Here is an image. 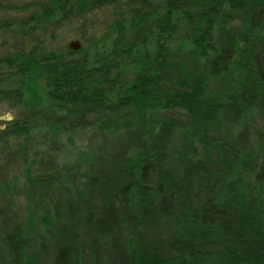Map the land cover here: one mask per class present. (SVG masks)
Segmentation results:
<instances>
[{"label":"trees","instance_id":"16d2710c","mask_svg":"<svg viewBox=\"0 0 264 264\" xmlns=\"http://www.w3.org/2000/svg\"><path fill=\"white\" fill-rule=\"evenodd\" d=\"M125 1L108 32L79 51L0 61V103L104 111V139L155 128L140 135L136 155H95L84 171L61 164L43 181L60 197L47 204L35 243L30 228L8 226L0 264H264V0H54L41 12L81 17ZM26 23L3 20L0 31ZM184 51L199 74L173 61ZM224 77L237 91L212 94L210 81ZM33 125L8 123L0 152L31 137ZM150 225L175 231L159 241L168 250L142 247L140 230Z\"/></svg>","mask_w":264,"mask_h":264},{"label":"rangeland","instance_id":"374dc122","mask_svg":"<svg viewBox=\"0 0 264 264\" xmlns=\"http://www.w3.org/2000/svg\"><path fill=\"white\" fill-rule=\"evenodd\" d=\"M53 1L0 0V21H27L22 27L14 26L0 31V61L8 59L13 53L64 51L75 42L81 47L92 40L97 42L108 32L112 21L118 20L122 6L127 3L108 6L81 17L69 15L62 19L45 20L41 6H50ZM231 15L236 21L244 19L242 12ZM186 53L182 52L173 61L184 65L192 76L199 74L202 66L197 57L190 56V53L186 57ZM133 79V73L125 75L126 81L131 82ZM235 82L234 77L214 79L209 83L210 91L214 95H229L237 91ZM45 108L44 113H41L43 109L34 111L0 103V130L5 131L10 122H24L27 119H31L36 127L31 137L15 139L6 151L0 152V232L4 233L10 225L30 228L33 244L41 221L49 210L47 204L60 197L59 186L55 183L45 185L44 180L56 176L58 167L68 160L83 165L81 171H84L86 160L90 161L95 155L107 154L109 159L136 155L143 149L140 135H147L154 128L147 123L140 131H133L135 135L125 132L107 135L109 137L104 139L98 130L100 115L104 111L100 113L95 108H87L76 111V114H66L59 110L53 111L48 105ZM155 116L159 119L180 115L179 112H158ZM96 135L99 137L96 138ZM151 227L155 226L140 230L142 247L149 251L156 247L168 250L159 241L169 243L175 237V231L167 225L156 229Z\"/></svg>","mask_w":264,"mask_h":264},{"label":"water","instance_id":"95a60500","mask_svg":"<svg viewBox=\"0 0 264 264\" xmlns=\"http://www.w3.org/2000/svg\"><path fill=\"white\" fill-rule=\"evenodd\" d=\"M70 48L74 51H79L81 49V45L78 42H75L70 46Z\"/></svg>","mask_w":264,"mask_h":264}]
</instances>
